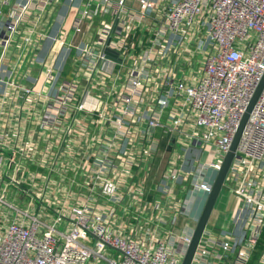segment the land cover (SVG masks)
I'll use <instances>...</instances> for the list:
<instances>
[{
	"label": "built area",
	"instance_id": "built-area-1",
	"mask_svg": "<svg viewBox=\"0 0 264 264\" xmlns=\"http://www.w3.org/2000/svg\"><path fill=\"white\" fill-rule=\"evenodd\" d=\"M129 1L68 0L72 21L55 25L54 0H0L3 55L19 45L37 58L49 42L62 62L44 60L39 78L19 82L0 60V101L9 90L10 103L46 97L47 83L54 107L41 129L59 132L70 111L97 117L101 128L98 149L78 151L83 165L73 167L83 179L75 184L66 165L53 163L51 147L19 154L4 148L8 134L0 130V264H183L264 74V0H138V10ZM93 28L96 37L85 38ZM191 47L203 54V68L179 74ZM68 59L80 70L69 80ZM162 142L167 160L149 201L146 181ZM224 189L229 208L215 205L191 264H264V89Z\"/></svg>",
	"mask_w": 264,
	"mask_h": 264
},
{
	"label": "crops",
	"instance_id": "crops-1",
	"mask_svg": "<svg viewBox=\"0 0 264 264\" xmlns=\"http://www.w3.org/2000/svg\"><path fill=\"white\" fill-rule=\"evenodd\" d=\"M157 1L160 6H164V4L169 2V0ZM129 3L130 7L136 10L139 9L138 0H130ZM51 11L53 13L49 14V17L55 25L62 23L65 20L64 16H70L68 21L71 22L75 14L74 11H70L68 0H54L53 5L51 6ZM107 20L112 25L114 24V20L111 17H108ZM199 36L201 37V35ZM93 37H96L95 28L91 29L85 35V38L88 39H94ZM51 45L52 44L47 42L44 48L37 53V58L33 56L34 53L31 52V49L28 50L19 45L9 46L7 48V54L4 56V48L0 45V60L12 66L15 70V80H18L19 82L23 80L25 81L26 75H32V80H34L35 78H39L40 74H42L44 60H47L48 63L54 62L57 63V65L59 63L62 65L61 58L54 57L49 53ZM60 52L58 54H60ZM199 53L191 47L187 53L188 56L186 55V57L190 58V61L182 62L180 66L183 67L184 70H178V73H187L192 69L193 72L196 71L199 75L203 68L204 61L203 54ZM172 56L174 62L182 60V55L172 53ZM63 66L65 67L63 70V76L68 80L72 79V77L76 76L77 72L80 71L76 69L70 59L66 60L63 63ZM82 83L83 87H87V81H83ZM43 87L46 97L32 95L30 98L26 99L22 95H19L10 103V95L12 91L9 90L5 101H0V130L8 134V139L4 148L15 151L19 154H36L37 152L39 153L40 151L51 147L53 152H50L53 155V163H56L57 166L66 165L65 168L67 169L68 174L67 178L74 184L78 183L83 179V173L81 170L73 167L83 165L80 161L82 153H79L78 151H84L86 148H90V151L98 149L99 142L97 137L101 131L100 123H96L97 120H95V118L97 119V117L95 116L92 117L84 113L70 111L68 115L65 116L66 118H63L62 127L59 132L41 129L40 125L44 122V118L47 117L46 114L50 113V110L54 107L52 100L48 97L49 84L45 83L43 84ZM97 90L99 89L92 91L93 95H99V91ZM7 116H9L10 120H7ZM74 122L78 125H73ZM71 127L72 131L76 129L75 134H83L84 138L78 141V136H73V134L68 131ZM75 141H77V144H75ZM166 160L167 152L162 154V162L157 175L158 177L165 166ZM31 167L34 169L36 168L34 164H31ZM68 189L70 191V196L76 191L74 185ZM18 195L20 197L21 193ZM49 196L52 200H59L61 198L60 194L58 196L56 194H50ZM67 201L68 203H71L73 202V198ZM61 202L65 203L64 201Z\"/></svg>",
	"mask_w": 264,
	"mask_h": 264
},
{
	"label": "water",
	"instance_id": "water-1",
	"mask_svg": "<svg viewBox=\"0 0 264 264\" xmlns=\"http://www.w3.org/2000/svg\"><path fill=\"white\" fill-rule=\"evenodd\" d=\"M105 53H106L107 57H109V58H113V59H116L118 61L120 60V58L117 56L116 52H113L109 49H106ZM263 89H264V74H263V77H262L259 85L257 86V88H256L248 106H247V109H246V111L242 117L241 123H240V125L237 129V132L233 138L232 145H231L228 153L226 154V156L224 158V161L222 163L220 170L218 171V173L215 177L212 190L210 191L208 198L204 204V207L201 211V214L199 216L198 222H197L196 227H195V232L193 234L191 243H190L188 250L186 252V255L184 257L183 264H191V262H192V259L194 257L195 252H196L197 246H198L199 241L202 237L204 229H205V227H206V225H207V223L211 217L213 209H214V207L218 201V198L220 196L224 181L226 179V176H227V173L229 171L231 162H232L234 155H235V152L237 150L238 143H239L240 137L242 135V132L244 130V127H245V125H246V123L250 117V114H251L257 100L259 99ZM8 192L10 195L11 194L10 190H8Z\"/></svg>",
	"mask_w": 264,
	"mask_h": 264
},
{
	"label": "trees",
	"instance_id": "trees-1",
	"mask_svg": "<svg viewBox=\"0 0 264 264\" xmlns=\"http://www.w3.org/2000/svg\"><path fill=\"white\" fill-rule=\"evenodd\" d=\"M166 148H165V144L162 142L161 145H160V152H158L155 156V159H154V164H153V167L150 171V175L146 181V187H145V190H146V196H147V199L149 201L153 200V198L155 197V191H154V188H155V182H154V179H155V176L158 175L159 173V170H160V164L162 162V154H164L166 151ZM258 256V252H256V256L254 257V260L257 258Z\"/></svg>",
	"mask_w": 264,
	"mask_h": 264
},
{
	"label": "rangeland",
	"instance_id": "rangeland-1",
	"mask_svg": "<svg viewBox=\"0 0 264 264\" xmlns=\"http://www.w3.org/2000/svg\"><path fill=\"white\" fill-rule=\"evenodd\" d=\"M16 194L15 190L11 191V196L14 197ZM18 201V200H17ZM229 202H230V193L227 191V189H224L221 193V195L219 196V199L216 203V209H218L219 211H221L222 213L227 211L229 208ZM180 220V221H179ZM185 220L184 217H180L178 219V224L180 222H183Z\"/></svg>",
	"mask_w": 264,
	"mask_h": 264
}]
</instances>
